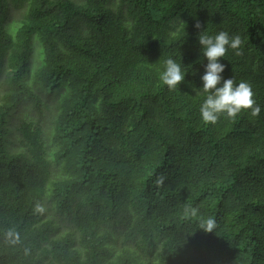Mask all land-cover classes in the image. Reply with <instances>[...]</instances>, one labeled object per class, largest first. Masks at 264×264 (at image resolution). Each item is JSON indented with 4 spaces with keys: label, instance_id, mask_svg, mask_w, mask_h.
I'll return each mask as SVG.
<instances>
[{
    "label": "trees",
    "instance_id": "obj_1",
    "mask_svg": "<svg viewBox=\"0 0 264 264\" xmlns=\"http://www.w3.org/2000/svg\"><path fill=\"white\" fill-rule=\"evenodd\" d=\"M11 6L25 8L16 32ZM220 31L242 41L222 75L260 112L211 124L198 35ZM168 58L186 72L174 90ZM4 76L0 264H264V0H0ZM33 86L59 95L53 147L24 118L14 152L8 118L39 105Z\"/></svg>",
    "mask_w": 264,
    "mask_h": 264
},
{
    "label": "clouds",
    "instance_id": "obj_2",
    "mask_svg": "<svg viewBox=\"0 0 264 264\" xmlns=\"http://www.w3.org/2000/svg\"><path fill=\"white\" fill-rule=\"evenodd\" d=\"M195 26L200 28L199 23ZM198 43L206 61L202 65L203 72L199 75L200 89L206 94L200 105L201 119L205 123L215 124L221 114L232 118L242 110L248 109L251 110L252 116L258 115L260 107L253 98L251 85L245 81L235 84L232 77L225 78L222 75L226 68L222 58L228 49L236 50V55L240 54L239 48L242 43L240 36H230L226 31H220L215 35L199 34ZM159 79L169 90H174L186 80V72L180 63L168 58L164 61ZM215 226V221L208 218L201 224L200 229L205 233H212Z\"/></svg>",
    "mask_w": 264,
    "mask_h": 264
},
{
    "label": "rangeland",
    "instance_id": "obj_3",
    "mask_svg": "<svg viewBox=\"0 0 264 264\" xmlns=\"http://www.w3.org/2000/svg\"><path fill=\"white\" fill-rule=\"evenodd\" d=\"M25 8H16L11 6L6 26L12 32H16L17 28L21 25L22 19L24 17ZM43 46L39 41L38 36L33 37V47H32V70L38 68L43 61ZM6 84V77L0 79V97L4 92ZM35 92L40 96L41 101L39 105H35L32 98H25L16 114H13L8 118V127L10 126V131L8 140L11 141V150L14 152H18L21 150V146L19 144L20 134L18 132V124L21 119H31L41 125L44 130V136L47 141V145L52 148L53 145L51 143L52 133L54 128L55 117L58 112V100L59 95L50 94L48 92L41 91L37 86H33ZM13 117V118H12ZM12 118V119H11ZM10 138V139H9ZM9 149L10 145L8 144ZM60 168L55 166L54 173L55 175H59Z\"/></svg>",
    "mask_w": 264,
    "mask_h": 264
}]
</instances>
